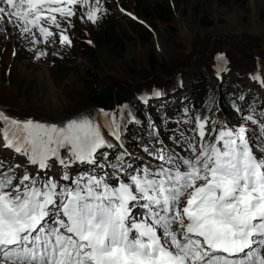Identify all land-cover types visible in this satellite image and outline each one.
Wrapping results in <instances>:
<instances>
[{"label": "snow or ice", "instance_id": "obj_1", "mask_svg": "<svg viewBox=\"0 0 264 264\" xmlns=\"http://www.w3.org/2000/svg\"><path fill=\"white\" fill-rule=\"evenodd\" d=\"M107 13V0H0V35L11 28L39 60L57 36L72 46L73 17ZM234 111L219 126L186 111L182 144L150 132L140 152L122 137L127 103L55 122L0 111L3 147L23 158L0 159V264H264V104Z\"/></svg>", "mask_w": 264, "mask_h": 264}, {"label": "rangeland", "instance_id": "obj_2", "mask_svg": "<svg viewBox=\"0 0 264 264\" xmlns=\"http://www.w3.org/2000/svg\"><path fill=\"white\" fill-rule=\"evenodd\" d=\"M160 5L172 12L171 24L161 23L153 14V7ZM107 8L108 13L96 24L73 17L74 27L67 28L72 46H60L57 36L55 49L39 45L48 51L39 60L34 59V46L11 28L10 38L0 35V111L43 122L94 115L100 108L86 103L89 81L96 79L103 86L128 84L131 98L106 110L115 111L125 103L131 107L136 121H127L122 137L129 151L140 152L141 147L130 140L132 132L155 113L163 114L169 104H187L190 85L215 86L220 95L249 87L264 101V0H107ZM104 28L122 39L124 52L110 58L105 50L97 51L98 63L90 65L83 53L99 48L96 39ZM143 33L150 36L146 42L141 39ZM54 50L59 54L53 56ZM219 53L230 62L216 67ZM176 72L180 74L174 77ZM153 89L161 97L152 98ZM142 95L149 97L148 103L141 101ZM215 95L212 106L220 110L221 100ZM170 126L166 124L167 130ZM165 143L168 148L176 147ZM5 150L1 148V153Z\"/></svg>", "mask_w": 264, "mask_h": 264}, {"label": "trees", "instance_id": "obj_3", "mask_svg": "<svg viewBox=\"0 0 264 264\" xmlns=\"http://www.w3.org/2000/svg\"><path fill=\"white\" fill-rule=\"evenodd\" d=\"M165 7V6H164ZM153 14H156V19L159 20L163 24H171L173 22V15L172 12L168 9H163V6L160 5V7H153ZM168 8V7H167ZM204 21V19H203ZM141 39H145V42L149 40V35L147 33L141 34ZM96 44H99V48H95L94 51L85 52L83 54V58L89 62L90 65H97L98 59L95 57L97 54V51H103L105 50L109 55L110 58L112 56L121 55L124 52L125 44L123 43L122 39L119 37H116V34H114L113 31H111L108 28H104L103 31L98 33V37L96 39ZM98 46V45H97ZM89 75V74H88ZM87 75V76H88ZM222 79H220L221 81ZM96 81V79H95ZM95 81H89L86 84V103L90 107L95 108H111L115 106L118 103H123L124 100H129L131 97H129L131 91L128 84H115L113 82H110V84H107L106 86H103L101 84L95 83ZM241 86V85H240ZM246 86V85H245ZM205 86V84L201 83L199 86L190 85L186 89L187 97H188V104L190 105L191 109L193 110V114H200L204 115V110L209 107L211 102H213L212 98L213 95L216 94L215 86H212L209 91V89ZM214 92V93H213ZM221 92V91H219ZM230 94L233 93H227L220 95L217 93L215 95V98H220L221 100V110L224 114L228 115V117H234L236 116L235 113H231L232 109L230 108L231 100H230ZM236 94H233V96ZM204 106V107H203ZM175 114V113H174ZM172 114V115H174ZM154 117H151L150 122L154 124V126L158 125L161 121L162 117H158L157 115H153ZM140 120H143L144 117L137 116ZM170 118V117H169ZM149 128V127H147ZM141 131V129H140ZM153 133V129H149V131L145 134H142L145 138H150L149 133ZM135 142H138L140 136V132L136 131L134 134Z\"/></svg>", "mask_w": 264, "mask_h": 264}, {"label": "water", "instance_id": "obj_4", "mask_svg": "<svg viewBox=\"0 0 264 264\" xmlns=\"http://www.w3.org/2000/svg\"><path fill=\"white\" fill-rule=\"evenodd\" d=\"M182 72V71H181ZM160 73V72H159ZM173 73V72H172ZM172 73H168V74H172ZM153 74H157L156 72L153 71ZM178 74H180V72H176L173 76L175 77L176 75L178 76ZM172 77V76H171ZM152 78V77H151ZM150 78V79H151Z\"/></svg>", "mask_w": 264, "mask_h": 264}, {"label": "bare ground", "instance_id": "obj_5", "mask_svg": "<svg viewBox=\"0 0 264 264\" xmlns=\"http://www.w3.org/2000/svg\"><path fill=\"white\" fill-rule=\"evenodd\" d=\"M181 101H179L178 103H180ZM169 106V105H168ZM127 132V131H126Z\"/></svg>", "mask_w": 264, "mask_h": 264}]
</instances>
